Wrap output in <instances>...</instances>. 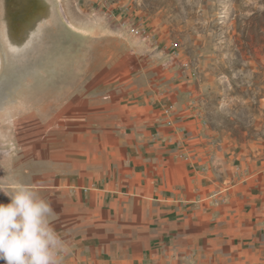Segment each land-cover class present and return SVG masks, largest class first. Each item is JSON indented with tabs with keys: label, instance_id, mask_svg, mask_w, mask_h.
<instances>
[{
	"label": "rangeland",
	"instance_id": "rangeland-1",
	"mask_svg": "<svg viewBox=\"0 0 264 264\" xmlns=\"http://www.w3.org/2000/svg\"><path fill=\"white\" fill-rule=\"evenodd\" d=\"M147 103L264 187V0H0V182L55 210L64 158L130 139Z\"/></svg>",
	"mask_w": 264,
	"mask_h": 264
},
{
	"label": "crops",
	"instance_id": "crops-1",
	"mask_svg": "<svg viewBox=\"0 0 264 264\" xmlns=\"http://www.w3.org/2000/svg\"><path fill=\"white\" fill-rule=\"evenodd\" d=\"M160 109L147 103L130 139L101 155L64 158L58 189L44 192L63 264H264L259 175L233 169L200 128Z\"/></svg>",
	"mask_w": 264,
	"mask_h": 264
},
{
	"label": "clouds",
	"instance_id": "clouds-1",
	"mask_svg": "<svg viewBox=\"0 0 264 264\" xmlns=\"http://www.w3.org/2000/svg\"><path fill=\"white\" fill-rule=\"evenodd\" d=\"M15 151L10 139L0 138V160ZM0 192L11 198L0 204V260L5 264H63L68 248L56 232L51 203L26 185L0 182Z\"/></svg>",
	"mask_w": 264,
	"mask_h": 264
}]
</instances>
